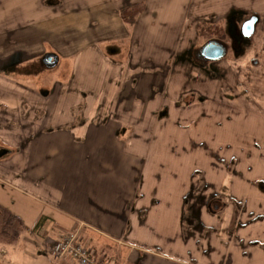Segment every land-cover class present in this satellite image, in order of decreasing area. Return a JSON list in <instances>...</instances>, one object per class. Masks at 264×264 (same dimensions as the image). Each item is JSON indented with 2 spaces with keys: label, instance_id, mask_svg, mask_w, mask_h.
Returning <instances> with one entry per match:
<instances>
[{
  "label": "crops",
  "instance_id": "0c3cea01",
  "mask_svg": "<svg viewBox=\"0 0 264 264\" xmlns=\"http://www.w3.org/2000/svg\"><path fill=\"white\" fill-rule=\"evenodd\" d=\"M137 3L144 10L125 21L120 12ZM62 8L91 22L84 61L96 81L90 93L81 82L84 118L45 120L0 143V185L55 232L47 251L77 230L99 264H264V112L241 111L240 93L226 101L240 75L221 62L222 37L205 39L199 28L222 24L235 63L259 64L258 54L247 60L259 45L254 31L243 37L240 27L260 18L264 0H63ZM210 42L225 46L220 59L200 54ZM220 213L231 216L216 220ZM212 223L217 234L200 233Z\"/></svg>",
  "mask_w": 264,
  "mask_h": 264
},
{
  "label": "rangeland",
  "instance_id": "374dc122",
  "mask_svg": "<svg viewBox=\"0 0 264 264\" xmlns=\"http://www.w3.org/2000/svg\"><path fill=\"white\" fill-rule=\"evenodd\" d=\"M251 6L257 9L256 5ZM62 7L63 0H0V103L4 104V111L0 112V143L14 131L18 132L21 139L26 138L32 129L46 123L45 120L50 119L51 124H59L80 122L84 118L80 112L85 111L84 104L89 102L80 101L83 91L81 82L86 83L85 89L89 90L91 83L96 81L95 77L86 76L91 68L89 64L86 69L84 61L91 47L84 45L90 39L91 22L76 21V15L65 13ZM254 16L258 17V26H255L253 36L260 46L254 45L257 52L249 51L247 60L254 59L258 54L259 64L247 61L244 64L235 63L229 45L231 41L223 35L225 31L222 24H199V28L201 33H205V39L222 37L228 52L221 62L231 64L240 75V83L234 85L235 88L224 89L226 101L234 99L235 95L238 97L240 93L248 100L247 106L241 111L264 112V12L260 18L257 14L250 18ZM83 46L87 49L80 53L79 49ZM46 53L58 56L56 65L48 67L43 64L42 58ZM101 87L106 88L105 85ZM94 88L99 89L97 86ZM11 106L12 109L18 106L19 110L13 111ZM11 120L17 124L10 123ZM31 122L36 123L35 127ZM27 124L29 129H22ZM259 151L264 153V143L259 145ZM23 198L0 185V200L6 205H15L12 208L14 213H20L25 222V229L17 244L0 245V264H55L56 258L51 256L44 244V241L55 238V232L42 226V218H37L42 214H32V205ZM220 215L225 218L231 216L220 213L216 220H222ZM212 225L214 223L211 228L202 226L200 233H205V236L217 234L219 229L212 228Z\"/></svg>",
  "mask_w": 264,
  "mask_h": 264
},
{
  "label": "trees",
  "instance_id": "16d2710c",
  "mask_svg": "<svg viewBox=\"0 0 264 264\" xmlns=\"http://www.w3.org/2000/svg\"><path fill=\"white\" fill-rule=\"evenodd\" d=\"M143 3L132 5L121 11V15L129 22H133L142 12ZM24 231V222L21 217L12 213L0 204V245H14Z\"/></svg>",
  "mask_w": 264,
  "mask_h": 264
},
{
  "label": "built area",
  "instance_id": "2783aa9c",
  "mask_svg": "<svg viewBox=\"0 0 264 264\" xmlns=\"http://www.w3.org/2000/svg\"><path fill=\"white\" fill-rule=\"evenodd\" d=\"M79 237V231L75 230L57 240L51 248V255L57 259L67 256L76 264H99L90 250L80 243ZM103 264H114V261L108 259Z\"/></svg>",
  "mask_w": 264,
  "mask_h": 264
},
{
  "label": "water",
  "instance_id": "95a60500",
  "mask_svg": "<svg viewBox=\"0 0 264 264\" xmlns=\"http://www.w3.org/2000/svg\"><path fill=\"white\" fill-rule=\"evenodd\" d=\"M258 21V17L254 16L248 20H245L240 27V31L243 37L251 35L254 31L255 25ZM225 53V46L223 44H217L216 42L207 43L203 48L201 54L208 60H218ZM42 62L45 66L51 67L57 64L58 57L54 53H47L43 56Z\"/></svg>",
  "mask_w": 264,
  "mask_h": 264
},
{
  "label": "flooded vegetation",
  "instance_id": "af4514ba",
  "mask_svg": "<svg viewBox=\"0 0 264 264\" xmlns=\"http://www.w3.org/2000/svg\"><path fill=\"white\" fill-rule=\"evenodd\" d=\"M236 39H237V41L239 42L240 40H242V37L240 36V35H238V36H236ZM217 44H220V43H218V42H216ZM207 45V44H206ZM201 54V53H200Z\"/></svg>",
  "mask_w": 264,
  "mask_h": 264
}]
</instances>
